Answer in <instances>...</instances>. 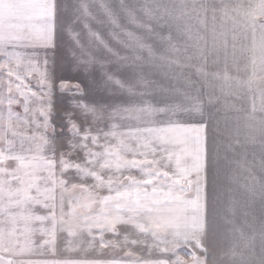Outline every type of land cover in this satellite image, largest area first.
<instances>
[{
	"label": "rangeland",
	"instance_id": "obj_1",
	"mask_svg": "<svg viewBox=\"0 0 264 264\" xmlns=\"http://www.w3.org/2000/svg\"><path fill=\"white\" fill-rule=\"evenodd\" d=\"M103 2L58 0L63 10L56 16L54 5L48 20L57 25L56 38H61L54 55L47 53V64L44 54L42 58L33 50L27 53V43L22 46L27 42V9L0 18V35L6 26L14 27L9 42L0 44L4 264H185L182 247L166 252L168 239L162 236H149L154 253L141 256L137 251L141 245L127 240L122 220L105 218L107 191L129 184L123 175L167 179L148 163L127 171V162L120 163L118 143L129 146L135 140L126 137L157 128L183 131V74L185 66L200 62L195 58L218 48L225 57L250 52L254 63L255 58L257 64L264 62V0H106L112 6L107 23L113 42L112 59L105 67L103 45L88 52L93 36L83 34L90 30L83 21L87 16L104 19ZM82 3H96L97 10L80 11L76 5ZM79 12L81 18L76 19L73 13ZM101 22L94 24V40H102ZM214 27L222 44L213 42ZM169 53L174 58L171 76L162 75L168 67L163 58ZM156 55L160 75L152 74ZM104 133L109 143L118 144L117 154L104 153L108 150ZM120 133L123 139L117 137Z\"/></svg>",
	"mask_w": 264,
	"mask_h": 264
},
{
	"label": "crops",
	"instance_id": "obj_2",
	"mask_svg": "<svg viewBox=\"0 0 264 264\" xmlns=\"http://www.w3.org/2000/svg\"><path fill=\"white\" fill-rule=\"evenodd\" d=\"M104 1L106 18L102 22L92 15L83 19L90 29L83 34L93 36L88 52L94 53L101 41L108 46L113 42L107 23V19L111 20L112 6ZM47 3L0 0L1 19L2 16L9 19L15 11L21 14L27 9V42L22 44L27 43V53L33 50L30 36H35L37 25L44 26L49 41L54 25L55 35L58 34L57 25L49 23L48 18L54 5L56 16L64 5L58 0ZM76 6L88 14L92 12L91 7L97 10L96 3ZM81 13L73 16L81 18ZM96 22L102 23V40H94L92 30ZM11 27L6 26L0 35V44L9 42V32L14 33ZM214 28L213 42L222 44L221 35ZM60 38H56L57 43ZM100 48L104 54L103 65H110L112 53ZM217 49L195 58L200 62L184 68L182 132L157 128L126 137L135 140L129 146L118 143L122 150L120 163L127 162V171L135 166L143 168L148 163L167 176L156 180L146 175L126 174L122 179L127 178L129 184L111 186L105 195V218L118 216L122 220L120 226L127 229L124 233L127 240H135L142 246L137 250L141 256L148 251L154 253L155 247L151 246L154 241L149 236L159 239L162 236L168 239L166 252L175 253L182 247L185 264H264V62L257 64L255 58L254 63L250 52L225 57ZM43 54H40L42 58ZM28 57L36 58L27 54ZM159 59V55L153 57V75L161 74L156 67ZM173 59L170 53L163 58L168 67L162 75H174V68L170 67ZM117 63L120 67L123 64L121 60ZM129 63L132 64L131 60ZM135 65L138 66V58ZM104 135V148L108 149L104 153L114 150L117 154L118 144L109 143L108 134ZM117 137L123 139V134ZM145 168L148 167H144V172ZM179 172L182 176H178ZM105 179L109 180L108 176ZM110 180L118 181L115 176Z\"/></svg>",
	"mask_w": 264,
	"mask_h": 264
},
{
	"label": "snow or ice",
	"instance_id": "obj_3",
	"mask_svg": "<svg viewBox=\"0 0 264 264\" xmlns=\"http://www.w3.org/2000/svg\"><path fill=\"white\" fill-rule=\"evenodd\" d=\"M106 51L111 52L112 49L107 45L104 44L103 41L100 42ZM33 48V54L36 56H39L41 53H44L45 56V64L48 63L47 60V53L49 50L53 52V55L55 53L56 48L58 47L56 35H55V25L53 26V37L49 41L46 36V30L43 25H37L35 30V36L33 38V42L30 45ZM0 55H3L2 52H0ZM38 62V61H37ZM54 63V60L52 61ZM206 167V166H205ZM206 174H205V191H206ZM0 264H4V261L2 258H0Z\"/></svg>",
	"mask_w": 264,
	"mask_h": 264
}]
</instances>
